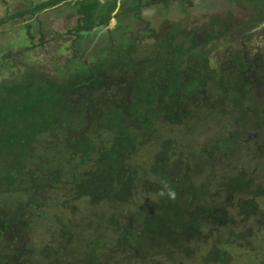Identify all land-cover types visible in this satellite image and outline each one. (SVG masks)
Wrapping results in <instances>:
<instances>
[{"label": "trees", "instance_id": "1", "mask_svg": "<svg viewBox=\"0 0 264 264\" xmlns=\"http://www.w3.org/2000/svg\"><path fill=\"white\" fill-rule=\"evenodd\" d=\"M73 2L76 35L124 31L88 64L0 58V264H264V43L247 29L264 8L167 20L145 56L121 20L147 0H42L0 25Z\"/></svg>", "mask_w": 264, "mask_h": 264}, {"label": "rangeland", "instance_id": "2", "mask_svg": "<svg viewBox=\"0 0 264 264\" xmlns=\"http://www.w3.org/2000/svg\"><path fill=\"white\" fill-rule=\"evenodd\" d=\"M38 1L42 0H0V18L8 13L10 14L11 12L24 10L30 7V4L33 5ZM95 1L96 0H81V2L86 5H94ZM195 1L198 2V0ZM213 1L215 2L216 0ZM150 2L153 3L152 1ZM186 3V0L173 1L174 5L166 6V8L163 7L164 4L162 7L158 6L154 8L153 3L142 12V17L134 18L130 15H126L122 18L121 24L128 27V30L133 31L135 35L139 36L143 34V30H148L144 29L145 27H152L153 29L159 27L162 28L169 19H172L173 21L184 20L186 26L193 27L194 25H197V23H204L209 15L221 12L223 9L226 11L234 9L232 11L236 13L237 18H240L241 15H244L245 17L249 12L248 8L252 4L251 0H218L215 2L216 6H211V8H209L211 11L207 14L204 10L196 8L192 3ZM61 5L62 6L55 8L45 9L39 12L35 17L27 12L22 17H17L1 24L0 51L4 48L5 49L0 52V58H2L7 49L15 54V56L12 57V61L13 59H16L17 63H19L20 61L28 62L29 60H32V62H36L39 65L41 70L48 72L55 71L56 65L63 64L67 59L72 58L75 50L78 48V55L75 54V58L78 60L84 58L83 62L88 64L89 60L92 62V60L94 61L96 59L95 53L102 49L104 44L110 41V38H114L124 31L122 30L123 27L113 30L117 24L116 19L115 24L112 22L113 25L108 24L106 26L93 28L92 31L90 30L91 33L89 35H87L85 31H80L81 35H76L73 28L78 24L77 18L82 15L76 11L79 4L73 2V7L66 4ZM117 6L116 9L119 10L120 5ZM259 8L260 6L257 7L256 13H253L252 15L258 14ZM179 9H185V12L183 11L182 13ZM214 10L217 11L214 12ZM252 15L250 14L248 17H251ZM28 24H30L29 29L27 26ZM28 30L35 34L34 39L31 38ZM109 30L113 31L110 32ZM43 35L44 41H41ZM152 40L153 38H149V40H140L141 46H139L138 49L142 50L145 48L144 56L151 53L150 51L155 44L152 43ZM159 40H163V37H159ZM160 43H162V41H160L159 44ZM226 43L227 41L225 42L220 39L215 46H217V48L224 47L226 46ZM263 43L264 38H256L257 45ZM26 46L33 47L31 51H24ZM132 55L137 54L134 52ZM22 64V62L19 63L21 66ZM19 70L23 72L24 66ZM200 140H202V138H200ZM145 158L148 159L149 157H146L145 155Z\"/></svg>", "mask_w": 264, "mask_h": 264}, {"label": "flooded vegetation", "instance_id": "3", "mask_svg": "<svg viewBox=\"0 0 264 264\" xmlns=\"http://www.w3.org/2000/svg\"><path fill=\"white\" fill-rule=\"evenodd\" d=\"M101 1H106V0H101ZM120 1V0H119ZM147 1H152L153 3L156 1V0H147ZM174 1V0H173ZM173 1H171V0H169L168 2H165L164 0H160L158 3H154V8L155 7H158V6H161L162 7V5L164 4V6L163 7H165L166 8V6H169V5H174L173 4ZM176 1H179V0H176ZM180 1H182V0H180ZM216 1H218V0H216ZM215 1V2H216ZM244 1H246V0H244ZM186 2L188 3V2H190V3H192L194 6H196V8H199V10L201 9V10H204V12H207V14L209 13V11H211L209 8H211V6H216L215 5V2L213 1V0H198V2H196L195 0H186ZM251 2H252V4H251V6L248 8V14H246L245 15V17H243V18H249L248 16L251 14H253V13H256V11H257V7L258 6H260L261 8H264V0H262L261 2H259V0H251ZM186 3V4H187ZM191 4V5H192ZM199 4V5H198ZM119 5H120V2H119ZM192 5V6H193ZM182 13H183V11L185 10V9H179ZM225 9H223V11H224ZM232 10H234V9H232ZM232 10H230L229 9V11L230 12H232L234 15H236V13L235 12H233ZM217 10H214V12H216ZM226 11V10H225ZM228 11V10H227ZM118 12V9H115L114 10V12H113V14H116ZM185 12V11H184ZM179 13V12H178ZM237 16V15H236ZM241 16H244V15H241ZM113 19H115L116 20V18L115 17H112L111 18V21H110V25L112 24V20ZM170 20H172V19H169L168 21H170ZM115 24V23H114ZM263 26H264V21H262V22H258L257 23V25H254V24H252V25H250V26H247V27H251V28H247V29H251L252 31H258L257 32V38H260V37H262V38H264V28H263ZM144 29H148V30H143V34L142 35H139V37H141V38H143L142 40H144V39H147V40H149V37H143V36H145L146 34H151L150 32L152 31L151 30V28L150 27H145ZM261 29H262V31H261ZM145 31V32H144ZM137 38V37H136ZM151 38V37H150ZM141 42V41H140Z\"/></svg>", "mask_w": 264, "mask_h": 264}, {"label": "water", "instance_id": "4", "mask_svg": "<svg viewBox=\"0 0 264 264\" xmlns=\"http://www.w3.org/2000/svg\"><path fill=\"white\" fill-rule=\"evenodd\" d=\"M112 22H114V23H115V19H113V20H112ZM114 23H113V24H114ZM113 24H111V25H113Z\"/></svg>", "mask_w": 264, "mask_h": 264}]
</instances>
